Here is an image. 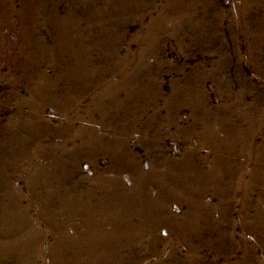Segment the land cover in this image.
<instances>
[{"label": "rangeland", "instance_id": "rangeland-1", "mask_svg": "<svg viewBox=\"0 0 264 264\" xmlns=\"http://www.w3.org/2000/svg\"><path fill=\"white\" fill-rule=\"evenodd\" d=\"M0 264H264V0H0Z\"/></svg>", "mask_w": 264, "mask_h": 264}]
</instances>
